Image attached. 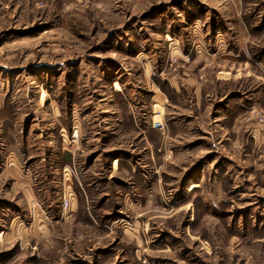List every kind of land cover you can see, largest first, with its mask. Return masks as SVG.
I'll list each match as a JSON object with an SVG mask.
<instances>
[{
    "label": "rangeland",
    "instance_id": "rangeland-1",
    "mask_svg": "<svg viewBox=\"0 0 264 264\" xmlns=\"http://www.w3.org/2000/svg\"><path fill=\"white\" fill-rule=\"evenodd\" d=\"M257 113L264 0H0V264H264Z\"/></svg>",
    "mask_w": 264,
    "mask_h": 264
},
{
    "label": "built area",
    "instance_id": "built-area-1",
    "mask_svg": "<svg viewBox=\"0 0 264 264\" xmlns=\"http://www.w3.org/2000/svg\"><path fill=\"white\" fill-rule=\"evenodd\" d=\"M260 122H264V116L262 114H256ZM64 210H68L71 207V199L66 198L63 202Z\"/></svg>",
    "mask_w": 264,
    "mask_h": 264
}]
</instances>
